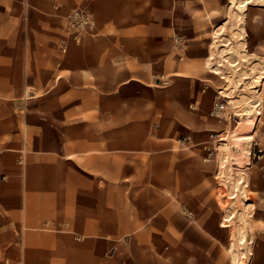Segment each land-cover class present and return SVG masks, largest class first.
I'll list each match as a JSON object with an SVG mask.
<instances>
[{
    "label": "crops",
    "instance_id": "0c3cea01",
    "mask_svg": "<svg viewBox=\"0 0 264 264\" xmlns=\"http://www.w3.org/2000/svg\"><path fill=\"white\" fill-rule=\"evenodd\" d=\"M240 1L0 0V264H232L233 211L264 264V153L232 173L205 157L229 60L257 67L264 34L176 32L202 14L255 28L264 3ZM75 9L95 20L78 41Z\"/></svg>",
    "mask_w": 264,
    "mask_h": 264
},
{
    "label": "rangeland",
    "instance_id": "374dc122",
    "mask_svg": "<svg viewBox=\"0 0 264 264\" xmlns=\"http://www.w3.org/2000/svg\"><path fill=\"white\" fill-rule=\"evenodd\" d=\"M242 1L247 2V0H241L240 2ZM262 3H264V0H262ZM194 12L198 13L197 11ZM261 12H263V10ZM185 23L186 25H184ZM244 23L245 29L249 30V32H254L255 30V32H262V34H264V19L257 22L255 28L252 26L251 21H241L237 19L227 22L214 21L211 28V24L208 20H205L204 14L190 24L188 22H182L179 27L176 26V32L185 34L192 32L193 34H196L202 42L205 41V39H212L213 41V31L215 27V29H218L219 33H217V42H215L214 45L219 46L222 42V34L227 35L228 37H236L238 35H234V33L236 31L238 32V29L241 27L240 24ZM223 24L224 26H221ZM176 39L179 41L180 37H177ZM185 39L187 38L181 37V40ZM182 43L183 42H181V44ZM244 53L245 56L240 54L229 60L230 66H233L232 63L235 64L237 60L240 69L237 65L235 69L231 67L228 68L229 73H226V76H229V80L228 82L226 81L228 85L226 82L225 84L226 87L228 86L229 88L224 86L225 89H221L222 93H218L216 96L215 105H217L218 112V116H216L219 120L224 121V127L219 129L217 132H214V136H211L213 148L207 150V153L210 155L208 154L205 156L209 158L212 156L215 160V167L220 171L221 167L226 164L225 162L227 160L230 164L228 168V172L230 173H232V171L234 172V168L238 167L237 163L240 162L245 164L246 167H251V164L249 163L254 157V150L256 152L264 153L262 150L259 151L260 146L264 142V118H259L260 116L258 117V115L262 113V109L264 110V101H262L261 98V95L264 93V50H261L260 62H258L259 64L255 68H253L252 63H249L248 65V58H252V54H248V52ZM251 58L250 62L252 61ZM220 59L221 58L216 55L215 61L219 62ZM225 80H227V78ZM260 100L262 102H259ZM219 103L222 106L220 109H218ZM257 106L258 109H261L260 112H258ZM223 161L224 163H222ZM232 162L236 164H233ZM220 183L225 184L226 182L221 179ZM240 183L243 184V181L235 183L234 187L238 189ZM213 190L218 208H225L226 203L224 204L222 201L224 199L225 192L223 191V188L218 185V182L213 187ZM243 193L248 197L247 189H245ZM235 216L236 213L233 211L227 213L223 219V222H225L224 224L234 226V228H232V238L234 242L232 249L235 252H232V264H236V260L238 261V264H248V259L242 258L244 256L243 253L245 252L246 242L245 226H242L240 231L241 233H239L240 236L237 238L238 231L237 226L235 225ZM229 217L230 220L227 221Z\"/></svg>",
    "mask_w": 264,
    "mask_h": 264
},
{
    "label": "built area",
    "instance_id": "2783aa9c",
    "mask_svg": "<svg viewBox=\"0 0 264 264\" xmlns=\"http://www.w3.org/2000/svg\"><path fill=\"white\" fill-rule=\"evenodd\" d=\"M26 6H29V4L26 3ZM94 23V17L90 13L75 9L66 16L65 29L68 32H74V37L78 41L80 39V32H89ZM59 45L65 50V40H61ZM213 114L218 116L217 105L214 106ZM259 151L261 150L259 149Z\"/></svg>",
    "mask_w": 264,
    "mask_h": 264
},
{
    "label": "bare ground",
    "instance_id": "6f19581e",
    "mask_svg": "<svg viewBox=\"0 0 264 264\" xmlns=\"http://www.w3.org/2000/svg\"><path fill=\"white\" fill-rule=\"evenodd\" d=\"M227 85H228V84H227ZM227 87H228V86H227ZM227 87H226V88H227ZM228 88H229V87H228ZM230 88H231V87H230ZM226 91H227V90H226ZM256 91H258V90H256ZM258 92H259V91H258ZM261 98H262V101H264V93H263V95H261ZM262 101L260 100L259 102H262ZM262 104H263V103H262ZM218 106H219V109L222 107L220 103L218 104ZM248 106H249V105H248ZM257 110H258V112L261 111L260 108L258 109V106H257ZM258 112H257V113H258ZM255 117H256V116H255ZM250 118H251V117H250ZM251 120H253V119H251ZM252 124H253V123H252ZM250 126H251V125H250ZM250 128H251V127H250ZM245 138H246V137H245ZM247 138H250V137H247ZM252 138H253V137H252ZM252 138H251V139H252ZM243 142H244V141H243Z\"/></svg>",
    "mask_w": 264,
    "mask_h": 264
}]
</instances>
